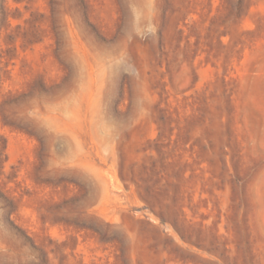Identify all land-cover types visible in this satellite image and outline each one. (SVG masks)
<instances>
[{
    "label": "rangeland",
    "instance_id": "rangeland-1",
    "mask_svg": "<svg viewBox=\"0 0 264 264\" xmlns=\"http://www.w3.org/2000/svg\"><path fill=\"white\" fill-rule=\"evenodd\" d=\"M0 264H264V0H0Z\"/></svg>",
    "mask_w": 264,
    "mask_h": 264
}]
</instances>
